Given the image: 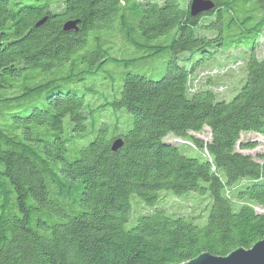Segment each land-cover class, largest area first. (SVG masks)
Returning a JSON list of instances; mask_svg holds the SVG:
<instances>
[{
    "label": "trees",
    "instance_id": "16d2710c",
    "mask_svg": "<svg viewBox=\"0 0 264 264\" xmlns=\"http://www.w3.org/2000/svg\"><path fill=\"white\" fill-rule=\"evenodd\" d=\"M209 1L192 16L190 0H0V264H181L264 239L254 209L264 208V152L239 151L258 145L242 133L264 139V0ZM68 20L76 30H62ZM115 30L143 54L111 57ZM165 53L159 79L125 74L95 108L71 86L107 62ZM238 70L223 98L218 80ZM108 107L131 116L110 138L104 123L88 124ZM204 127L207 141L192 135ZM88 134L69 158V144ZM161 194L203 205L172 212ZM137 203L148 210L134 214Z\"/></svg>",
    "mask_w": 264,
    "mask_h": 264
},
{
    "label": "rangeland",
    "instance_id": "374dc122",
    "mask_svg": "<svg viewBox=\"0 0 264 264\" xmlns=\"http://www.w3.org/2000/svg\"><path fill=\"white\" fill-rule=\"evenodd\" d=\"M109 35H111V33H107V36ZM165 37L166 36L158 37L157 39H151L150 43L165 42ZM112 38L113 40L111 44L109 43L110 41H106V46H109L110 44L111 47V57L116 59H133L138 58L143 54L142 50H138L129 46V44L126 42V39H124L125 37H123L120 31L115 30ZM260 40L262 41L261 56L264 57V35L260 38ZM235 53L237 52L230 50L228 54L233 55ZM169 58L170 55L165 53L160 54L153 59L138 62H125V64L121 62H107L99 72L96 74L86 75L81 80L74 82L71 86L80 89H87L90 94H85V105L89 108H95L105 102L112 100V98L115 96L116 90L120 88L122 84V77L125 74L142 75L151 79H159L165 71V66ZM228 61L229 60L228 58L226 59V56L220 57L218 59V62L221 63L220 65H225ZM79 67L86 68L88 67V63H82ZM198 70L201 71V69ZM230 73L218 80V83L225 84L227 87V89L221 94L223 98H227L231 93H233L235 88L239 85L240 77L242 76L241 70H238L232 74ZM37 105L41 106L42 102L37 103ZM28 110L29 109L22 111L21 115L27 114L29 112ZM102 123L106 125L107 132L105 135L110 138L117 135L118 132H125L128 130L131 125V116L123 109L108 107L94 112L88 119L89 126L90 124H93L94 128H98ZM116 124L118 126V130L114 129ZM192 135L201 139L202 141H207L209 139L208 129L206 127H204V130L200 133H192ZM94 137L95 134H88L74 139V142L69 144L67 156L69 158H75L79 156L78 151L80 148L88 144V142H90V140H92ZM178 140L179 142L177 141V138L173 137L172 135H168L165 138V141L167 142L181 144L182 140ZM241 140L256 141L258 143V145L253 149L239 150L242 153L254 156L257 153L264 152V139L260 135L252 132L242 133ZM161 195V203H159V205L166 209L168 208L172 212H185L194 215L199 211L196 208H201L203 205H197L194 199L191 198V194H189L187 198H176L167 194ZM133 197L135 196H132V198ZM146 208L147 207H143L140 203H137L135 205L134 214L136 212L148 210ZM254 209L258 213H264V208L255 207Z\"/></svg>",
    "mask_w": 264,
    "mask_h": 264
},
{
    "label": "water",
    "instance_id": "95a60500",
    "mask_svg": "<svg viewBox=\"0 0 264 264\" xmlns=\"http://www.w3.org/2000/svg\"><path fill=\"white\" fill-rule=\"evenodd\" d=\"M213 8L209 0H190V13L196 16ZM44 22L40 20L37 25ZM77 20H68L63 23L62 30L70 31L77 29ZM123 144L121 138H116L111 143V150L116 151ZM181 264H264V239L254 243L251 248H238L226 256H214L209 253H201L197 257Z\"/></svg>",
    "mask_w": 264,
    "mask_h": 264
}]
</instances>
